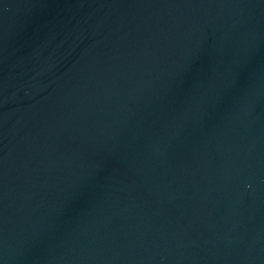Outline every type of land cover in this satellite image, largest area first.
<instances>
[{
  "label": "water",
  "instance_id": "1",
  "mask_svg": "<svg viewBox=\"0 0 264 264\" xmlns=\"http://www.w3.org/2000/svg\"><path fill=\"white\" fill-rule=\"evenodd\" d=\"M0 264H264V0H0Z\"/></svg>",
  "mask_w": 264,
  "mask_h": 264
}]
</instances>
